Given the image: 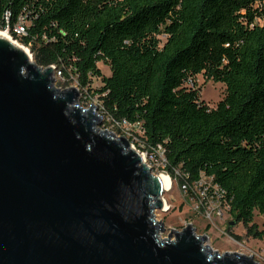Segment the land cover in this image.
Listing matches in <instances>:
<instances>
[{"label":"trees","instance_id":"16d2710c","mask_svg":"<svg viewBox=\"0 0 264 264\" xmlns=\"http://www.w3.org/2000/svg\"><path fill=\"white\" fill-rule=\"evenodd\" d=\"M0 28L80 89L100 78L116 131L126 121L143 148L162 146L180 185L212 176L234 222L264 239V0H0ZM198 74L225 85L215 107Z\"/></svg>","mask_w":264,"mask_h":264},{"label":"water","instance_id":"95a60500","mask_svg":"<svg viewBox=\"0 0 264 264\" xmlns=\"http://www.w3.org/2000/svg\"><path fill=\"white\" fill-rule=\"evenodd\" d=\"M55 70L0 35V264H261L191 223L161 236L167 175Z\"/></svg>","mask_w":264,"mask_h":264},{"label":"rangeland","instance_id":"374dc122","mask_svg":"<svg viewBox=\"0 0 264 264\" xmlns=\"http://www.w3.org/2000/svg\"><path fill=\"white\" fill-rule=\"evenodd\" d=\"M0 32L5 33L6 36L23 45L19 40L13 38V36L4 29L0 28ZM25 47L29 50L27 46ZM98 66L104 75L110 74V69L107 65L99 62ZM54 79L55 86L60 89H64L66 87H77L79 91L78 103L80 105L87 107L90 104H94L97 106V111L103 118L99 127L101 129H108L109 131L114 132L117 136H124L129 140L133 147L138 149L135 141L136 139L129 136V131L127 133L125 128H120V131H116L112 127L109 118L102 112L99 98L95 95V90L99 89L102 85L100 78H93L89 87L80 89L75 80L71 79L66 81V79L61 76L58 68H56ZM195 87L199 90L200 99H202L210 107H215L225 94V85L223 83L207 80L202 74H198L196 76ZM152 171L155 174H161L164 172L168 177V172L160 166L152 168ZM170 180V187L163 192V198L166 205L164 209L160 208L155 210L157 220L161 221L164 227L161 236L164 237L168 235L170 228L179 230L187 223H191L195 227V231L198 234H206L209 236L206 243L209 244L211 248L219 252L236 251L246 255H252L254 259L259 261L261 264H264V239L247 236L243 223H235L229 213L225 214V217L222 220H215L214 225L204 220L201 215L194 210V203L190 201L180 189L177 180L172 179L171 177ZM254 221L258 226H260L263 219L260 215L256 214ZM230 222H232V224H230ZM207 225H209L208 229H206ZM229 230L234 234L240 235V240L238 241L233 239V237L229 234Z\"/></svg>","mask_w":264,"mask_h":264},{"label":"built area","instance_id":"2783aa9c","mask_svg":"<svg viewBox=\"0 0 264 264\" xmlns=\"http://www.w3.org/2000/svg\"><path fill=\"white\" fill-rule=\"evenodd\" d=\"M25 27L26 22L21 17L14 25L13 31L16 34H25ZM4 30L10 33L9 28H5ZM118 126L121 129L125 128L127 133L129 131V136L136 139V145L142 153L148 152L145 160L147 164L152 166L151 168L160 166L165 170L167 161L162 146L157 145L156 148L149 150L145 149L142 147L137 135H140L139 129H135L137 134L132 133L133 125L128 124L126 121L119 123ZM168 177L176 179L178 182L176 176L172 177L168 173ZM179 186L189 200L194 203V210L209 223L214 225L215 220H222L225 217V214L229 213L230 204L229 199L226 196L227 193L217 182L214 181L212 176L201 172L199 177L196 180H193L190 184L183 183L181 185L179 184Z\"/></svg>","mask_w":264,"mask_h":264},{"label":"bare ground","instance_id":"6f19581e","mask_svg":"<svg viewBox=\"0 0 264 264\" xmlns=\"http://www.w3.org/2000/svg\"><path fill=\"white\" fill-rule=\"evenodd\" d=\"M0 35H3V36H5V37H8V36L5 35V33H1V32H0ZM168 179H169V183H170V185H171V180H170V178H168ZM164 190H167V188L164 189ZM164 205H166V203H164Z\"/></svg>","mask_w":264,"mask_h":264}]
</instances>
